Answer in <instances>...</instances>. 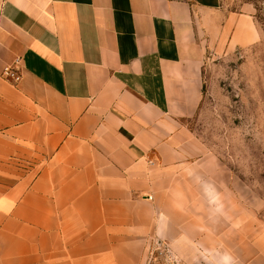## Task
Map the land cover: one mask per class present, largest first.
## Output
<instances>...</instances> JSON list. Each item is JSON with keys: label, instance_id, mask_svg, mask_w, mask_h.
Returning <instances> with one entry per match:
<instances>
[{"label": "crops", "instance_id": "obj_1", "mask_svg": "<svg viewBox=\"0 0 264 264\" xmlns=\"http://www.w3.org/2000/svg\"><path fill=\"white\" fill-rule=\"evenodd\" d=\"M255 13L0 0V264H144L154 242L182 264H264L257 204L188 126L208 55L263 39Z\"/></svg>", "mask_w": 264, "mask_h": 264}, {"label": "rangeland", "instance_id": "obj_2", "mask_svg": "<svg viewBox=\"0 0 264 264\" xmlns=\"http://www.w3.org/2000/svg\"><path fill=\"white\" fill-rule=\"evenodd\" d=\"M255 5L263 35L249 48L211 52L204 99L189 128L220 158L264 219V0ZM239 2V0H238Z\"/></svg>", "mask_w": 264, "mask_h": 264}, {"label": "built area", "instance_id": "obj_3", "mask_svg": "<svg viewBox=\"0 0 264 264\" xmlns=\"http://www.w3.org/2000/svg\"><path fill=\"white\" fill-rule=\"evenodd\" d=\"M5 76L10 77L14 81L19 78L11 69L5 71ZM151 199V198H149ZM144 264H182L177 256L172 252L169 245L154 242L146 249Z\"/></svg>", "mask_w": 264, "mask_h": 264}]
</instances>
